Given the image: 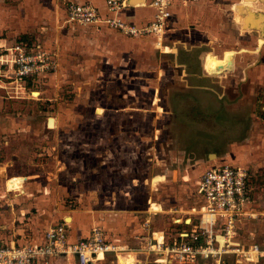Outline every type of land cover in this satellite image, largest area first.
<instances>
[{
  "label": "rangeland",
  "instance_id": "374dc122",
  "mask_svg": "<svg viewBox=\"0 0 264 264\" xmlns=\"http://www.w3.org/2000/svg\"><path fill=\"white\" fill-rule=\"evenodd\" d=\"M22 38L41 43L30 35ZM116 42L124 53L95 52L98 59L91 65L81 54L71 59L73 52L51 51L59 59L58 71L27 84L0 72V244L31 242L33 232L42 236L78 211L108 210L114 198L121 205L128 201V210L142 218L151 217V227L165 229L168 236L188 230L184 221H172L176 216L171 206L176 196L187 195L195 204L198 184L178 178L151 182L170 166L195 169L183 159L175 161L176 134L162 98L165 75L175 73L168 65L174 52ZM120 61L124 65H117ZM193 116H177L182 125L177 141L188 144L192 153L210 147L222 151L245 133L239 113ZM258 161L244 167L250 175L251 203L238 231L248 243L264 242V164ZM13 176L25 180L24 193L7 190ZM153 202L158 212L151 209ZM110 258L103 264H110ZM137 258L140 264H154L152 258L141 262L146 260L143 254Z\"/></svg>",
  "mask_w": 264,
  "mask_h": 264
},
{
  "label": "crops",
  "instance_id": "0c3cea01",
  "mask_svg": "<svg viewBox=\"0 0 264 264\" xmlns=\"http://www.w3.org/2000/svg\"><path fill=\"white\" fill-rule=\"evenodd\" d=\"M68 2L90 4L97 8L102 19L112 16L105 0H0V38L8 42L22 40L43 49L48 47L45 50L53 53L67 50L73 52L69 56L71 59L78 53L90 65L98 59L96 53H124L117 47L121 44L116 42L119 40L123 43L133 42L134 45L146 44V49L152 48L150 38L145 43L143 39L147 38L123 36L103 21L91 25L66 22L65 4ZM128 2L129 6L118 12L122 20L142 26L152 19L150 0ZM170 26L171 41L168 42L173 48H167L165 53L174 52L168 65L173 67L175 73L165 75L164 85L161 84L164 86L162 98L165 113L172 118L169 127L176 134L173 141L175 161L183 159L195 169L190 172L179 170V165L177 169L170 166L155 174L151 182L158 184L178 178L183 181L193 180L197 186L201 173L222 163L247 167L260 159L264 164V0H201L187 5L177 4L172 8ZM29 35L40 39L41 43L22 38ZM117 65L124 64L120 61ZM220 111L239 113L245 131L240 140L229 143L222 151L210 147L200 154L192 153L190 148L187 149L188 144L177 141L182 129L178 114L189 118L194 117L196 112L218 114ZM210 156H215L214 160H208ZM7 182L8 191L24 193L25 180L22 182L21 176L10 177ZM249 188L251 197L250 175ZM188 197L184 199L176 196L171 209L176 217L184 214V218L175 217L172 221L176 225L184 221V226H188L189 230L191 226L186 220L197 219L193 208L198 207L201 198L197 196V202L191 204ZM180 199L186 202L185 206ZM109 202L111 208L108 210H83L64 216L72 227L69 239L73 241L85 236L91 227L97 226L108 240L138 247L144 243L146 233L156 230L165 232L163 228L151 227V217L142 218L128 210V201L125 200L123 205L117 198ZM151 209L159 211L155 202L151 203ZM158 209L161 210L160 204ZM146 220L149 221L147 227L143 223ZM241 221L242 217L238 222V230ZM180 231L167 237L175 238ZM32 236L31 242L41 238L34 232ZM119 255L118 264H140L136 253L130 250ZM145 259L141 262L148 263L149 258ZM107 261L115 264L112 257ZM50 264L76 262L72 257H59L52 259ZM258 264H264V260Z\"/></svg>",
  "mask_w": 264,
  "mask_h": 264
},
{
  "label": "built area",
  "instance_id": "2783aa9c",
  "mask_svg": "<svg viewBox=\"0 0 264 264\" xmlns=\"http://www.w3.org/2000/svg\"><path fill=\"white\" fill-rule=\"evenodd\" d=\"M129 0H105L112 16L101 18L90 4H65V20L69 23L91 25L103 21L119 34L132 38L151 39L155 48H173L170 20L172 8L201 0H150L152 19L137 26L125 22L118 12L129 6ZM55 54L22 40L8 42L0 38V72L10 73L15 82L27 84L36 77L58 71ZM3 68V69H1ZM3 70V71H2ZM248 169L222 163L206 169L198 182L201 203L193 208L195 221L186 222L189 230H181L169 238L164 231H151L138 249L108 240L97 226L85 236L70 240L72 227L65 218L45 230L39 241L25 244H0V264H50L54 258L72 257L76 264H100L111 256L118 264L125 250L152 258L154 264H257L264 260V242L248 243L240 239L238 222L247 216L251 203ZM149 226V221L144 222ZM161 261V262H159Z\"/></svg>",
  "mask_w": 264,
  "mask_h": 264
},
{
  "label": "bare ground",
  "instance_id": "6f19581e",
  "mask_svg": "<svg viewBox=\"0 0 264 264\" xmlns=\"http://www.w3.org/2000/svg\"><path fill=\"white\" fill-rule=\"evenodd\" d=\"M52 123H53V121H52V119H51L50 124H52ZM159 262H161V261H159Z\"/></svg>",
  "mask_w": 264,
  "mask_h": 264
}]
</instances>
